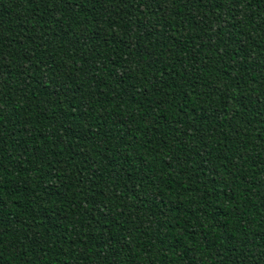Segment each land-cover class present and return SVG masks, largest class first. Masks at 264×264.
<instances>
[{
  "label": "trees",
  "instance_id": "16d2710c",
  "mask_svg": "<svg viewBox=\"0 0 264 264\" xmlns=\"http://www.w3.org/2000/svg\"><path fill=\"white\" fill-rule=\"evenodd\" d=\"M0 264H264V0H0Z\"/></svg>",
  "mask_w": 264,
  "mask_h": 264
}]
</instances>
